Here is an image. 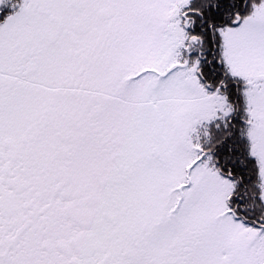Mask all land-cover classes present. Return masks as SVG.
<instances>
[{
  "label": "snow or ice",
  "instance_id": "obj_1",
  "mask_svg": "<svg viewBox=\"0 0 264 264\" xmlns=\"http://www.w3.org/2000/svg\"><path fill=\"white\" fill-rule=\"evenodd\" d=\"M0 264H264V0H0Z\"/></svg>",
  "mask_w": 264,
  "mask_h": 264
}]
</instances>
